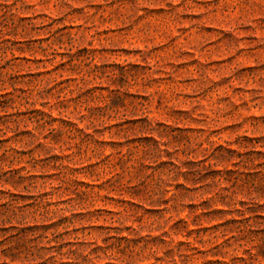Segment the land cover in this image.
<instances>
[{"label":"rangeland","instance_id":"374dc122","mask_svg":"<svg viewBox=\"0 0 264 264\" xmlns=\"http://www.w3.org/2000/svg\"><path fill=\"white\" fill-rule=\"evenodd\" d=\"M0 264H264V0H0Z\"/></svg>","mask_w":264,"mask_h":264}]
</instances>
